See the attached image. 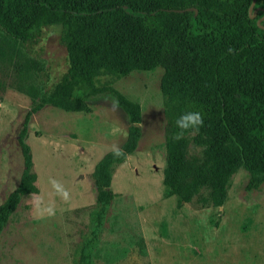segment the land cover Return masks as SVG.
Segmentation results:
<instances>
[{"label": "trees", "instance_id": "trees-1", "mask_svg": "<svg viewBox=\"0 0 264 264\" xmlns=\"http://www.w3.org/2000/svg\"><path fill=\"white\" fill-rule=\"evenodd\" d=\"M250 2L0 0V29L20 43H33L43 27L59 24L67 61L60 80L22 114L16 132L22 170L0 203V232L21 197L39 192L27 141L33 115L47 106L88 112L100 103L93 100L105 97L121 108L128 126L121 154L105 152L88 174L99 204L96 219L102 218L113 197L111 174L134 154L142 117L138 102L101 77L156 66L163 70V184L195 208L221 206L230 176L242 167L248 174L243 189L256 197L264 185V27L256 23L264 15V0L254 1L252 18ZM259 23L264 26V18ZM15 68L25 72L23 63ZM187 110L200 111L203 123L175 140V120ZM195 148L198 155L190 152ZM80 258L90 264L84 250Z\"/></svg>", "mask_w": 264, "mask_h": 264}, {"label": "rangeland", "instance_id": "rangeland-1", "mask_svg": "<svg viewBox=\"0 0 264 264\" xmlns=\"http://www.w3.org/2000/svg\"><path fill=\"white\" fill-rule=\"evenodd\" d=\"M0 46L4 52L0 58L1 203L17 185L22 170L16 142L22 114L33 98L38 99L60 80L67 61L59 24L43 27L33 43H20L0 29ZM19 63H23L24 73L15 68ZM162 73V68L156 66L124 76L109 74L102 76L101 81H108L140 105L141 134L133 155L164 166ZM97 100L100 103L94 106H102L125 122L124 112L114 101L101 97L93 103ZM29 123L35 127V137L29 143L41 191L23 195L1 230L0 264H81L82 250L90 264H149L129 196L112 197L102 218L97 220L99 204L92 201L85 185L80 187L79 196L65 194L76 174L68 152L81 150L86 144L91 121L77 111L48 107ZM190 152L198 155L196 148ZM89 166V161L83 165L86 169ZM247 178V171L239 167L230 176L227 191L251 199L252 192L243 189ZM53 180L59 189L53 187ZM259 193H264V185Z\"/></svg>", "mask_w": 264, "mask_h": 264}, {"label": "crops", "instance_id": "crops-1", "mask_svg": "<svg viewBox=\"0 0 264 264\" xmlns=\"http://www.w3.org/2000/svg\"><path fill=\"white\" fill-rule=\"evenodd\" d=\"M99 106L77 111L91 121V127L81 150L68 152L76 174L67 196H79L85 185L93 201L88 174L105 152L119 148L127 138L126 121ZM48 107L55 106L35 115ZM30 126L28 143L35 137V127ZM162 170L163 163L132 154L111 174L113 198L129 196L132 200L149 264H264V193L245 199L227 191L221 206L195 208L163 184ZM37 184L41 191L38 174Z\"/></svg>", "mask_w": 264, "mask_h": 264}, {"label": "clouds", "instance_id": "clouds-1", "mask_svg": "<svg viewBox=\"0 0 264 264\" xmlns=\"http://www.w3.org/2000/svg\"><path fill=\"white\" fill-rule=\"evenodd\" d=\"M203 123V117L200 111L187 110L182 112L175 120V126L177 132L174 135L175 140L181 139L186 132H196ZM122 150L118 147L113 148L114 155L119 156ZM54 188L59 189V185L56 181H51Z\"/></svg>", "mask_w": 264, "mask_h": 264}, {"label": "water", "instance_id": "water-1", "mask_svg": "<svg viewBox=\"0 0 264 264\" xmlns=\"http://www.w3.org/2000/svg\"><path fill=\"white\" fill-rule=\"evenodd\" d=\"M255 0H251L249 6H248V12H249V17L252 18L254 16V13H255V9H251L252 8V5L254 3ZM190 9H193L195 11V8L194 7H187L186 10H190ZM176 11H182L183 9H175ZM264 18V15L258 19H256V23L261 26V27H264L262 24H260V20H262Z\"/></svg>", "mask_w": 264, "mask_h": 264}]
</instances>
